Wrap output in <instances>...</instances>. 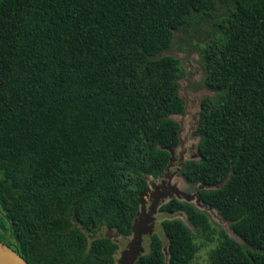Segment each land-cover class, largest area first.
I'll list each match as a JSON object with an SVG mask.
<instances>
[{"label":"trees","instance_id":"obj_1","mask_svg":"<svg viewBox=\"0 0 264 264\" xmlns=\"http://www.w3.org/2000/svg\"><path fill=\"white\" fill-rule=\"evenodd\" d=\"M217 15L200 50L197 159L179 175L240 240L174 197L216 245L206 264H264V0H0V241L29 264H113L104 226L129 236L145 175L179 142L180 61L161 54L194 15ZM133 264H190L194 234L160 222ZM86 233L90 240L87 241Z\"/></svg>","mask_w":264,"mask_h":264},{"label":"rangeland","instance_id":"obj_2","mask_svg":"<svg viewBox=\"0 0 264 264\" xmlns=\"http://www.w3.org/2000/svg\"><path fill=\"white\" fill-rule=\"evenodd\" d=\"M217 15L206 16L204 14L194 15L186 24L173 32V36L168 48L164 49L161 54L170 55L176 57L180 61L182 67V75L177 79L178 93L183 99L184 111L181 114H173L171 118L179 125V143L171 147V157L177 159L181 156L180 164L185 160L197 159L196 155V143L197 136L192 132L195 128V121L198 112V105L200 98L203 96H212L213 92L205 87L203 79V68L201 64L200 50L212 37L213 33L217 32L216 19ZM172 165L171 170L178 166L176 162ZM153 181L151 177L148 183ZM172 182L178 188L187 194H194L198 186L202 188H209L197 183H188L180 175L179 172L175 173L172 178ZM168 194L159 203H164L168 199ZM172 197L185 201L193 205L200 211H203L210 223V225L217 231L219 229L224 230L229 236L236 240H239L229 228V223L223 219L215 209L210 208L204 204L196 203L194 198H190L188 201L183 196H177L173 194ZM171 197V198H172ZM146 197V202H147ZM159 207V206H158ZM158 207L154 215L153 220V233L159 235L162 242L163 252L166 255V237L162 234L160 222L165 219H179L189 230L194 234V242L197 245V250L194 257L191 259L190 264H206L208 258V251L216 245V234L212 235L210 239H205L202 235L198 234L196 230L190 225L185 214L182 211L164 212L159 211ZM112 232L109 233L111 235ZM103 231L100 229L95 231V236H102ZM87 241L90 240L89 234L86 233ZM129 236L118 235L114 242L116 243V250L113 255L114 260L118 258L120 251L125 247ZM240 241V240H239ZM149 236L144 235L142 237L141 244L144 251L148 249Z\"/></svg>","mask_w":264,"mask_h":264},{"label":"water","instance_id":"obj_3","mask_svg":"<svg viewBox=\"0 0 264 264\" xmlns=\"http://www.w3.org/2000/svg\"><path fill=\"white\" fill-rule=\"evenodd\" d=\"M171 147H165V149L169 152V159L165 166L169 165V161L171 159ZM164 168V169H165ZM150 176L145 175L144 179L147 181L148 186L142 189L138 193V209L135 211V216L132 219V223L130 225L131 233L129 235L128 241L125 244V247L120 251L117 259L114 260L113 264H133L134 261L142 254L145 253L144 248L141 244L142 237L144 235L150 236L153 232V220L154 213L156 212L159 203L166 196L161 192H157L156 195H152L150 203L146 207V197H148V192L150 191V187H153L154 190L158 188L157 184H153L151 182L148 183ZM203 185V184H202ZM202 188L198 186L197 190ZM170 191L168 197L171 198L174 194L175 197L183 196L186 201H188L191 197L196 200V203L202 204L197 197V190L194 194H187L183 191L178 190V188L172 184L170 187ZM177 199V198H176ZM179 200V199H178ZM108 234H105L107 238L112 239L113 241L118 236V233L112 232L111 229H107ZM112 232L111 235L109 233ZM0 264H29L26 262L13 248L8 246L5 243V240L0 241Z\"/></svg>","mask_w":264,"mask_h":264},{"label":"flooded vegetation","instance_id":"obj_4","mask_svg":"<svg viewBox=\"0 0 264 264\" xmlns=\"http://www.w3.org/2000/svg\"><path fill=\"white\" fill-rule=\"evenodd\" d=\"M181 156L182 155H179L177 159L171 157L167 168H165L163 172L160 175H158L156 178L151 177V179L153 180L151 181V183L157 184L158 188L155 191L153 187H150V191L148 192V197H147L148 201L146 202V207L150 203L152 195H156L157 192H161L162 194H167L171 190L170 187L172 184H174V182H172V178L175 175V173L179 172V168L182 165L180 164ZM174 162H176L178 166H175V168L171 170L172 165L175 164ZM98 229L103 231V235L108 234L107 228H105L104 226H101Z\"/></svg>","mask_w":264,"mask_h":264}]
</instances>
